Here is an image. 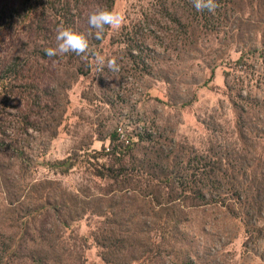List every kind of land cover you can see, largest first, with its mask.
<instances>
[{"label": "rangeland", "instance_id": "1", "mask_svg": "<svg viewBox=\"0 0 264 264\" xmlns=\"http://www.w3.org/2000/svg\"><path fill=\"white\" fill-rule=\"evenodd\" d=\"M26 2L0 0L18 10L0 21V59L55 46L60 25L88 36L98 6L125 22L89 40L118 73L91 55L38 59L41 105L0 77V264H117L120 237L146 245L147 264H264V0H217L214 13L191 0ZM119 127L126 157L111 149ZM64 161L74 167L52 169ZM245 173L257 203L227 194Z\"/></svg>", "mask_w": 264, "mask_h": 264}, {"label": "trees", "instance_id": "2", "mask_svg": "<svg viewBox=\"0 0 264 264\" xmlns=\"http://www.w3.org/2000/svg\"><path fill=\"white\" fill-rule=\"evenodd\" d=\"M27 5L32 1V0H26ZM38 5H34V15H37L38 12ZM10 13V14H9ZM0 15H2L3 17L0 18V21L2 22L4 19L7 20H14V17H18V10H14V9H10L8 10L7 6H3V8L0 10ZM66 20L67 23H71L68 22L69 19L67 18V16H63ZM72 24L73 23H78V20H72ZM78 32L83 33L82 30L78 29L77 27L75 28ZM45 32V30H43ZM94 32V30L89 31V33ZM85 36L86 33H83ZM89 40H93L95 39L93 35H88L87 36ZM104 37V35H103ZM103 39V38H102ZM102 39L100 40H96V43H100L102 41ZM97 44V45H98ZM32 57L26 59V58H22V57H15L11 60H4V59H0V77H1V81L5 84L10 85V90H12V88L15 89H24L26 90L28 93H30V91H33V95L28 96L32 105H41L42 103L47 102L46 99H44L42 96L43 95H48L50 96V94H48L49 91V83L46 82V76H45V68H43L42 66L39 65L38 63V59H42L45 60L46 58H49L46 55V52H40V51H35L34 53L31 54ZM4 86V90H5V85L2 84ZM11 93L8 91V88L6 87V91H5V96L10 95ZM44 99V100H43ZM28 127H33L31 124H26V129H28ZM142 139H146L148 141L149 138H145V137H141ZM152 141V140H151ZM122 143V142H121ZM133 144V143H132ZM131 144V145H132ZM129 145H125L124 143L122 144H115L112 146V153L120 156H125L127 152H131L132 150L129 149ZM110 150V149H109ZM111 153V154H112ZM110 153L108 152L107 155H109ZM160 157V156H159ZM151 161V160H150ZM52 169H55L58 171H63L62 167L66 166V169H72L74 167V164H67V162H56L54 164L51 165ZM148 170H152L153 167L151 164H148L147 166ZM157 169H153L154 172L157 170L159 173H162L163 171L161 169H159L157 166H154ZM205 167H208V165H205ZM60 169V170H59ZM194 171L198 170L197 166H193L192 168ZM134 170L132 169V172ZM108 173H102L100 171L97 172V174H95L96 176L99 177H105L107 176H111L113 175L115 172L113 170H107ZM150 172V171H149ZM176 172V171H175ZM174 172V173H175ZM147 173V172H146ZM164 173V172H163ZM200 173H203V168L200 169ZM219 174H221L220 172H218ZM215 172V177L217 178L219 176V174ZM168 175V176H167ZM178 175V174H177ZM245 175L247 176V174L245 173ZM244 175V176H245ZM165 176L167 180L171 181L172 183L175 184L174 181V177L175 174H173L172 172H170L169 168L168 170H166L165 174H161V177ZM222 176H224L222 174ZM248 177V182L249 185H244L241 184L239 182H235L233 181L230 185L229 190L227 191L228 193H231V195H236L237 198H249V200L254 201V203L259 202V198L261 195L262 190L258 187H254V185H251V180L253 179L254 181H256V177L253 176L252 178ZM224 179V178H223ZM222 181V179L220 180ZM247 183V181L245 182ZM191 184H193V186L188 187V190H183L186 192H193L195 193V182H191ZM256 201V202H255ZM251 206L252 208L254 207L253 203L251 202ZM129 237H120L117 238V264H147L149 263V261H151L152 259L146 254V251L143 250L146 245H144L143 243L140 244L138 239H135V242H132V244H130L129 247V243H128ZM131 248V249H130ZM180 252V251H179ZM179 252H177V257L179 258ZM104 256V255H103ZM177 258V259H178ZM178 261H180V258L178 259Z\"/></svg>", "mask_w": 264, "mask_h": 264}, {"label": "clouds", "instance_id": "3", "mask_svg": "<svg viewBox=\"0 0 264 264\" xmlns=\"http://www.w3.org/2000/svg\"><path fill=\"white\" fill-rule=\"evenodd\" d=\"M191 3L197 12L214 13L219 7L217 0H191ZM87 22L89 27L94 30L89 35L100 40L106 30L120 29L125 22V16L121 12L98 6L88 15ZM45 52L50 58L75 53L77 56L87 59L91 55L94 58L97 71L103 72L105 68L113 73L120 71L117 57L106 58L104 55L94 52L88 37L69 26L60 25L56 28L55 46L48 47Z\"/></svg>", "mask_w": 264, "mask_h": 264}, {"label": "built area", "instance_id": "4", "mask_svg": "<svg viewBox=\"0 0 264 264\" xmlns=\"http://www.w3.org/2000/svg\"><path fill=\"white\" fill-rule=\"evenodd\" d=\"M123 129L124 128L122 127L118 128V135L120 137V141L124 143L125 145H128L130 143V138L126 130L125 129L123 130Z\"/></svg>", "mask_w": 264, "mask_h": 264}]
</instances>
